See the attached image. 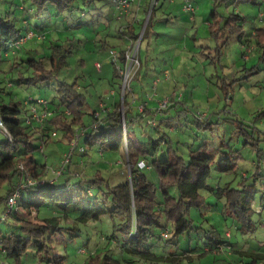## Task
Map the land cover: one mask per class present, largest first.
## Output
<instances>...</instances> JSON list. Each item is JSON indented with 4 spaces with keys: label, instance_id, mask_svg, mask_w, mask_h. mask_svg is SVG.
I'll list each match as a JSON object with an SVG mask.
<instances>
[{
    "label": "trees",
    "instance_id": "obj_1",
    "mask_svg": "<svg viewBox=\"0 0 264 264\" xmlns=\"http://www.w3.org/2000/svg\"><path fill=\"white\" fill-rule=\"evenodd\" d=\"M20 1L19 16H12L7 10L0 13V73L17 70L15 82L18 86L40 84L53 88L54 94L52 99H47L51 117L42 125L33 122L26 124L28 109L21 108L19 102L8 98L9 92H6V88L12 87L13 83H4L0 76V117L10 134L5 135L6 139L0 142V151L4 150V154L0 152V204L3 205L4 215L0 219L5 222L9 219L3 228L0 227V251L16 262H23L24 256H30L36 260V264H62L63 256L55 251L54 242L63 243L66 249L81 237L79 227L63 226V221L72 213L79 225L89 222L97 225L98 240H94L96 248L93 252H87L90 261L92 259L98 262L101 258V251L97 250V246H101L111 256L112 253L117 254L114 256L116 264H179L184 258H189V253H159L155 251L154 244L169 239V235L167 238L162 237L164 231L168 232V225L171 226L172 237L177 238L187 233L196 219V229L206 224V231L210 234L204 237L198 255L213 254L221 249L224 254L234 251L245 257L244 264H264V237L256 238L251 249L241 248L239 245V239L247 240V235L256 237L254 234L257 228L264 225L256 224L252 218L255 212V191L258 181L262 178L260 169L264 163V150L259 147V139L255 138L252 127L239 120L236 122V130L244 138L243 146L249 145L255 153L252 170L237 169V162L242 158L239 148H236L238 144L234 146L221 140L211 146L205 138L197 147H190L185 156L178 147L170 145V139H167L159 123L154 126V133L157 135L141 129L136 133L134 121L143 118L144 114L133 106H128L123 116L121 115V82L115 88L119 91V99L116 98L112 103L111 110H104L98 116L97 109L85 111L86 97L76 80L68 82L62 79L55 85L50 84L53 78H57L58 67L64 59L55 55L56 50L61 52V45L57 43L60 38L48 37L51 34L49 32L53 31L52 26L55 23L64 20L69 22V28H73L82 23L87 9H100L101 13V8L105 5L112 7L114 19H120L114 7L115 0ZM227 1L214 0L210 13L214 23L208 22L210 32L220 31V36L225 33L237 34L240 38L244 34L243 15L234 9L223 16L216 10L217 4ZM229 1L236 4L242 1L254 4L259 1L264 6V0ZM77 11H80L79 15ZM100 13L94 22L100 16H107V13ZM152 13L153 9L150 17ZM129 26L130 24L126 25L127 28ZM27 31H32L41 38L28 39L11 53L9 45ZM92 31L96 34L99 30L96 27ZM57 34H60L59 31ZM40 39L49 42L51 53H38ZM251 41L257 49H262L264 55V25L254 28L252 36L245 44L250 45ZM243 56L244 51L241 52V58ZM16 57L20 62L15 69L12 64ZM8 61L11 66L3 70L1 65ZM113 76H118L116 69ZM125 103L127 104L126 97ZM170 103L167 107L174 105L172 101ZM155 109L146 111L157 114ZM22 111L25 117L20 119L19 113ZM211 124L210 119L197 121L200 130H211ZM35 128L41 130L39 139L34 136ZM51 128L58 129L66 143L63 159L65 153L69 152L71 142L77 141L69 161L63 167L61 164L57 167L63 168L61 174L53 173L55 169L45 168V164L40 163L34 155L35 151L43 146L35 144L34 141L46 143L52 139L54 136L50 135ZM80 129L84 130L83 134L76 138V132ZM54 131L57 134V131ZM237 142L240 143L238 139ZM92 149L100 154L106 151L118 153L122 149L131 150L137 157L136 161L144 160L150 165L148 170L154 169L157 172V184L149 182L143 169L138 168L136 163L130 169L129 176L114 185L97 175L96 171L86 177L83 171L77 172L76 169H82L84 159L81 157L87 155V150ZM26 174L35 182L20 188V185L25 183ZM211 176L212 180L209 182ZM171 187L175 188L174 193L170 190ZM17 189V207L27 211L33 208L38 213L43 210H56L58 214L43 216L39 222L17 216V207L8 210L6 204L7 197ZM208 197H214L216 203H210L212 199L208 202ZM262 200L264 198L260 197V202ZM193 209L197 211L196 214L191 213ZM213 209H216L217 213ZM7 226L13 229H7ZM232 237L236 238L234 243L231 241ZM90 241L92 237H86L81 245L88 246ZM105 252L104 255H107Z\"/></svg>",
    "mask_w": 264,
    "mask_h": 264
},
{
    "label": "rangeland",
    "instance_id": "obj_2",
    "mask_svg": "<svg viewBox=\"0 0 264 264\" xmlns=\"http://www.w3.org/2000/svg\"><path fill=\"white\" fill-rule=\"evenodd\" d=\"M191 1L196 5L193 20H190L189 14L183 11L182 0L173 2L157 0L156 5L152 8L151 17L150 13L146 14L150 8V0H142L141 10L128 19H124V17L114 19L111 13L112 7L105 5L101 8V13L100 9L93 11L87 9L86 17L82 23L73 28L68 27L67 20L55 23L52 26L53 31L49 32L51 34L48 37L60 38L57 43L61 45V52L56 50L55 55L57 58L62 56L64 62L58 67L57 78H53L50 84L55 85L62 79L68 82L76 80L86 97L85 111L91 112L93 109L100 111L101 108L98 105L100 102H111L108 95L111 88H114L115 96L119 99V91L115 88L121 80L120 72L115 66H121L122 61L118 59L116 63L112 62L109 49L125 52L127 48H131L135 51L138 65L129 81L131 92L125 96L127 104L131 102L132 96L136 98L135 103L138 105L146 99L147 95H152V100L148 101L147 109H153L157 108L159 101L163 100L165 96L171 95L170 93L173 91L180 96L179 99L172 98L171 101L174 105L169 107L171 104L169 103L166 110L160 111L161 113H149L148 110V112L145 110L144 117L134 121L136 133L141 129L157 135L154 133V126L159 123L166 133L167 139H170V145L174 148L178 147L181 154L185 156L190 147H197L205 138L211 146L218 144L221 140L234 146L238 144L236 148H239L242 158L237 162L236 168L252 170L255 153L249 145L243 146L244 138L238 134L236 122L239 120L248 127H252L255 138L259 139V147L264 150V55H262V49H257L252 41L250 45L245 44L246 40L252 36L253 29L264 25V19H259V14H262L261 18H264V6L259 1L254 4L243 1L236 4L228 0L225 3L217 4L216 10L223 16L234 9L243 15L244 34L239 38L237 34L225 33L220 36V31L210 32L208 22L214 23V19L210 16L214 0ZM20 3V0H0V13L7 10L12 16L17 17L21 14L18 9ZM132 7L135 9V5ZM79 13L80 11H77V15ZM99 13H107V16H100L94 22ZM32 20L31 22H33ZM145 21L149 23L144 34L145 28L143 29L142 26ZM126 24H130L129 28L125 26ZM96 27L99 31L94 34L92 30ZM40 40L37 46L38 53L41 55L43 51L51 53L52 48H50L49 42ZM243 51L244 56L241 58ZM13 61L12 65L16 69L20 60L16 57ZM1 66L3 70H7L11 65L8 61ZM115 69L117 77L113 76ZM0 76L4 83L5 81L13 83L12 87L6 88V92H9L8 98L20 103L21 108L28 109L29 105L26 102L30 99L33 104H36L37 98H53V88H47L40 84L18 86L15 82L17 70L7 71L6 74L0 73ZM154 81L156 88L153 91ZM127 104L125 103L124 108L120 110L122 116L124 110L128 108ZM132 106L135 108V105ZM24 117L23 111L19 113L20 119ZM87 117L86 114L85 119ZM147 119L155 123L147 124L145 123ZM206 119H210L212 122V129L200 130L197 121ZM127 123L130 125L129 120ZM51 129V131L58 130ZM33 130L35 131L34 136L39 139L41 130L36 128ZM5 139V134L0 130V142ZM237 139L240 143L237 142ZM63 142L64 139L58 131L46 143L35 140V144L39 143L43 146L36 150L34 155L40 163L45 164V168L56 169L63 160V153L66 151V143L63 144ZM0 152L4 154L3 149ZM81 159H84L81 165L83 167L82 169L77 168V172L83 171L88 177L87 175L91 176L96 171L97 175L106 179L110 185H114L129 176L130 169L134 167L137 157L131 150L122 149L118 153L106 151L100 154L92 149L87 150V155L82 156ZM143 172L147 175L149 182L157 184L158 175L154 169L143 168ZM260 173L262 178L260 182L258 181L253 201L255 212L252 218L256 224H264V200L260 202V197L264 198V163L261 165ZM211 180L212 176L209 182ZM170 190L175 192L174 187H171ZM207 199L208 202L212 199L210 203H216L214 197ZM2 209L3 205L0 204V218L3 216ZM213 210L217 213L216 209ZM196 212L194 209L191 211L192 214H196ZM50 214L57 215L58 213L56 210H48V212L43 210L38 213L33 208L27 211L20 206L16 211L17 216L34 222H39L43 216ZM6 222L8 223L9 219ZM6 222L0 219V227L3 228L7 224ZM197 224L195 219L188 232L177 238L172 237V229L168 225L169 239L155 242V251L179 255L189 253V258H184L179 264L245 263L246 258L234 251L224 254L219 249L213 254L198 255L201 252L199 249L202 247V241L205 240L204 237L210 236V234L206 231L208 229L206 224L202 228L196 229ZM63 226L79 227L81 237L66 249L63 243L54 242L55 251L63 256L62 264H116L114 256L117 254L112 253V257L101 246H97V250L101 251V258L98 262L92 261V259L91 262L87 257V252L91 250L93 252L96 248L94 243V240H98L96 224L89 222L79 225L76 223L74 215L70 213L67 220L63 221ZM7 229H13V227L7 226ZM254 235L256 237L247 235V240L239 239L241 248L251 249L254 244L252 242L256 238L264 237V225L259 226ZM90 236L92 241L88 246L84 245L83 247L81 244L86 237ZM235 239L232 237L231 241L234 243ZM259 244L262 243L259 242ZM233 246L235 247V245ZM79 248H84L85 252L77 251ZM104 252L107 255H104ZM22 260L24 264H36V260L30 256H24ZM0 261L13 262L14 260L0 253Z\"/></svg>",
    "mask_w": 264,
    "mask_h": 264
},
{
    "label": "built area",
    "instance_id": "obj_3",
    "mask_svg": "<svg viewBox=\"0 0 264 264\" xmlns=\"http://www.w3.org/2000/svg\"><path fill=\"white\" fill-rule=\"evenodd\" d=\"M172 2L175 0H171ZM140 2L141 0H115L114 1V7L117 11V14L119 16V18H122L123 16H128L131 12L132 6L135 5V11L134 14L136 15V12L140 10L141 6H140ZM183 2V6L182 9L184 12L189 14V19L193 20V16L195 14L196 11V5L191 1V0H182ZM157 0H150V8L148 10V13L151 12V9L154 5H156ZM262 14H259V19H261ZM146 21L143 23V29L146 26ZM33 37L36 38H40V36H36L32 31H27L23 36H20L19 38L15 39L12 41V43L9 45V49L11 53H14V50L16 48H18L20 45H22L23 43H25L28 39H31ZM248 52L250 50H247ZM109 53L110 55H112V62L116 63L118 59H121L122 61V65H116L115 68L117 69V71L120 72V80H121V88H120V110H122L124 108V97L127 96V94H129L131 92V88H130V80L132 77V74L135 70V68H137L138 65V61L135 55V51H133L131 48H127L125 50V52L123 51L122 53L118 52L115 49H109ZM99 67V64L97 65V68ZM10 85V84H8ZM155 85L156 82H153V87L152 90H155ZM112 93V92H111ZM113 94V93H112ZM171 95L165 96L163 98V100L159 101V105L158 107L155 109L157 113H159L162 109L166 108L167 105H169V103L171 102L172 98L175 99H179L180 96H178L176 94L175 91H173L172 93H170ZM152 100V95H147L145 100H142L138 105H136V98L134 96L131 97V102L128 103V106H132L135 105V108L138 112L144 114L145 110L147 109V105H148V101ZM36 104H33V102H26L28 106V113L27 116L25 117V123L26 124H30V123H36L39 125H42L48 118L51 117L52 113L49 109V104L47 99L44 98H37L36 99ZM32 103V104H31ZM99 107L101 108V110L96 113V116H98V114H100V112L104 111V110H108L106 103L104 102H100ZM122 114V113H121ZM155 115V114H154ZM147 124H154L155 122H153L150 119H147V121L145 122ZM122 127L124 130V134H125V125H124V121L122 119ZM0 130L6 135V136H10L8 130L6 129L4 123H3V119H1L0 117ZM83 129H80L78 132H76V138H78L79 135L83 134ZM56 132L52 131L50 132L51 136H55ZM77 146V141L73 140L70 144L69 147V152L65 153V158L60 162L61 167L64 166V164H66L69 161V157L70 154H72V151L74 150V148ZM81 150V148H80ZM136 166L140 169H149L150 165H148L144 160H138L135 162ZM57 168L55 170H53V173L55 174H61L63 168ZM20 169L23 170V167L20 166ZM34 180L32 181V178H30V176L28 174H26V179H25V183L20 185V188H23L27 185H32L34 184ZM19 196V190H15L14 192H12L8 197H7V207L8 210H10L11 208H16L17 207V198ZM4 216V215H3ZM2 216V217H3ZM168 236V232L164 231L162 233V237L163 238H167ZM80 252H85L84 248H79ZM4 264V263H2ZM5 264H24V262H7Z\"/></svg>",
    "mask_w": 264,
    "mask_h": 264
},
{
    "label": "crops",
    "instance_id": "obj_4",
    "mask_svg": "<svg viewBox=\"0 0 264 264\" xmlns=\"http://www.w3.org/2000/svg\"><path fill=\"white\" fill-rule=\"evenodd\" d=\"M133 15H135V14H134V8L132 7V11L130 12L129 16H127V19H128L129 17H130V18L133 17ZM126 25H127V24H126ZM126 25H125V26H126ZM111 92H112L113 94H112ZM115 92H116V91L114 90V88H111V89L109 90V92H108L109 99H111V100H110L111 102H107L108 104L105 102L108 110H111V109H112V108H111L112 103L116 100ZM153 109H155V108H153ZM0 253L3 254V252H1V251H0ZM2 263L5 264V263H7V262L0 261V264H2Z\"/></svg>",
    "mask_w": 264,
    "mask_h": 264
}]
</instances>
